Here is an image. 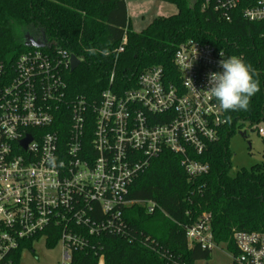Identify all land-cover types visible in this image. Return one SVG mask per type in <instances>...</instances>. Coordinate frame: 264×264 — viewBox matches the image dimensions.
Segmentation results:
<instances>
[{
	"label": "built area",
	"instance_id": "built-area-1",
	"mask_svg": "<svg viewBox=\"0 0 264 264\" xmlns=\"http://www.w3.org/2000/svg\"><path fill=\"white\" fill-rule=\"evenodd\" d=\"M200 4L227 21L238 11L260 24L264 36V0ZM126 41L124 35L117 53ZM44 42L9 64L0 57V264H11L9 254L26 241L30 247L23 249L35 254L40 241L47 246L53 239L62 248L58 264H70L72 251L89 248L102 234L144 241L130 231L125 210L134 204L150 213L163 210L154 201L129 198L133 181L164 151L179 156L189 179L207 174L208 162L196 156L226 122L218 101L205 92L209 74L223 71L220 52L228 58L212 44L188 39L173 53L175 71L153 65L134 85L106 88L89 100L69 92L72 53ZM114 78L112 70L110 85ZM248 123L264 134V112L260 122ZM185 237L188 246L226 250L214 240L207 211L185 226ZM232 238L230 264H264V231L234 230Z\"/></svg>",
	"mask_w": 264,
	"mask_h": 264
},
{
	"label": "trees",
	"instance_id": "trees-1",
	"mask_svg": "<svg viewBox=\"0 0 264 264\" xmlns=\"http://www.w3.org/2000/svg\"><path fill=\"white\" fill-rule=\"evenodd\" d=\"M176 6V13L154 18L144 29H132L125 0H0V57L11 63L28 33L43 37L81 58L67 74L73 96L96 99L106 88L126 89L146 68L161 65L175 71L176 47L194 39L237 55L255 69L261 90L251 99L249 110L225 112L227 122L219 138L196 158L208 162L209 172L189 179L179 156L164 151L153 159L129 189V198L151 200L163 210L148 212L141 204L127 208L124 216L130 231L143 238L128 241L102 234L93 245L72 251L70 264H196L211 258V251L188 246L185 226L203 211L211 213V231L217 244L234 250L233 231H264V163L231 170L229 138L243 127L261 121L264 112V36L261 25L233 11L225 20L213 9L201 10V0H159ZM124 50L116 52L123 36ZM115 78L109 84V75ZM230 118V120L228 119ZM51 239L47 247H53ZM9 254L11 264H21L23 247Z\"/></svg>",
	"mask_w": 264,
	"mask_h": 264
},
{
	"label": "rangeland",
	"instance_id": "rangeland-1",
	"mask_svg": "<svg viewBox=\"0 0 264 264\" xmlns=\"http://www.w3.org/2000/svg\"><path fill=\"white\" fill-rule=\"evenodd\" d=\"M194 0H188L191 4ZM176 6L159 0H128V17L132 29L136 32L144 29L158 16H170L176 13ZM19 34L24 37L22 31ZM264 126V123L261 124ZM240 131H245L242 137L237 130L228 141L231 152V170L234 175L240 168H250L252 165L264 163V134L259 135L248 122L243 123ZM62 248L59 244L47 247L40 241L35 246V254L23 249L21 264H58L61 260ZM209 260V259H208ZM230 257L224 248H217L211 253V264H230ZM196 264H204V260Z\"/></svg>",
	"mask_w": 264,
	"mask_h": 264
},
{
	"label": "clouds",
	"instance_id": "clouds-1",
	"mask_svg": "<svg viewBox=\"0 0 264 264\" xmlns=\"http://www.w3.org/2000/svg\"><path fill=\"white\" fill-rule=\"evenodd\" d=\"M220 56L224 57L219 61L223 71L209 74V87L205 92L218 101L219 108L225 112L249 110L252 97L261 90L260 81L255 78V69L240 56L225 58L223 51ZM191 67L192 62L185 69ZM188 82L195 89L190 79ZM48 162L53 167L56 166L54 157Z\"/></svg>",
	"mask_w": 264,
	"mask_h": 264
},
{
	"label": "water",
	"instance_id": "water-1",
	"mask_svg": "<svg viewBox=\"0 0 264 264\" xmlns=\"http://www.w3.org/2000/svg\"><path fill=\"white\" fill-rule=\"evenodd\" d=\"M24 45L27 47H43L45 46V42L44 39H36L34 38L32 35L30 34H26L24 36ZM80 63V60L75 56V55H71V66H70V71H73ZM239 134L242 137H246L245 136V132L244 131H239ZM26 141L23 142V145H25Z\"/></svg>",
	"mask_w": 264,
	"mask_h": 264
},
{
	"label": "flooded vegetation",
	"instance_id": "flooded-vegetation-1",
	"mask_svg": "<svg viewBox=\"0 0 264 264\" xmlns=\"http://www.w3.org/2000/svg\"><path fill=\"white\" fill-rule=\"evenodd\" d=\"M33 36V35H32ZM34 37V36H33ZM37 37V36H36ZM210 260V259H209ZM209 260H204V264H211Z\"/></svg>",
	"mask_w": 264,
	"mask_h": 264
},
{
	"label": "crops",
	"instance_id": "crops-1",
	"mask_svg": "<svg viewBox=\"0 0 264 264\" xmlns=\"http://www.w3.org/2000/svg\"><path fill=\"white\" fill-rule=\"evenodd\" d=\"M125 2H126L127 14H128V0H125Z\"/></svg>",
	"mask_w": 264,
	"mask_h": 264
}]
</instances>
